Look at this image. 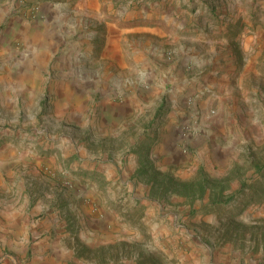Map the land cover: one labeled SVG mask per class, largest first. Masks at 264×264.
<instances>
[{
	"label": "rangeland",
	"instance_id": "obj_1",
	"mask_svg": "<svg viewBox=\"0 0 264 264\" xmlns=\"http://www.w3.org/2000/svg\"><path fill=\"white\" fill-rule=\"evenodd\" d=\"M65 4L95 7L82 77L114 59L128 83L80 98L49 70L1 125L22 162L0 200L23 202L0 264H264V0H0L34 29ZM73 48L51 46L50 67Z\"/></svg>",
	"mask_w": 264,
	"mask_h": 264
},
{
	"label": "crops",
	"instance_id": "obj_2",
	"mask_svg": "<svg viewBox=\"0 0 264 264\" xmlns=\"http://www.w3.org/2000/svg\"><path fill=\"white\" fill-rule=\"evenodd\" d=\"M94 10L95 7L91 5L71 6L65 4L62 7H46L37 14L40 21L39 27L41 28L34 29L23 14L14 10L13 5L0 8V22L6 23L3 30L0 31V127L4 123L12 122L14 121L13 119L18 118L20 99L22 101L31 99L32 93L36 90V85L42 82V75H48L49 70H53L54 74L58 75L57 85L60 86L62 91H75V96L77 97L80 94V98L81 93L85 91L94 89L108 91L119 86L120 82L121 84L124 81L127 82V79L120 78L121 68L114 59L108 61V66L105 70L101 66L95 71L92 69L91 78L84 79L82 77L83 70L78 63L79 58L83 59L85 55L89 56V52H91L90 40L93 39V35L98 33L97 31H86L95 18ZM97 23L95 22L94 24L97 25ZM110 36L108 48L114 53L120 52L121 49L114 47L115 42L112 35ZM43 40L45 41L44 45H51L49 47L43 46L42 48L34 45V42L41 43ZM71 43H73L74 48L68 51L65 50L63 54H58L55 57L56 66L51 68V60L54 58V54L56 55V53L52 54L51 46L61 45L62 47ZM20 44H24L26 48L30 46L33 52L19 53L18 49L14 47ZM152 58L146 54L145 58H142L139 62L145 66L146 71H149L148 74H152V79H157V74L153 71L156 62ZM72 61H74V65L70 63ZM125 66H130V63H123L122 68ZM82 67L85 68L86 66ZM172 72L171 68L168 74L171 76ZM153 82L156 81L154 80ZM20 93H22V96H20ZM73 99V102L77 101L76 98ZM61 101L67 107H72V115L77 113V110H73L74 105H71L73 102L71 104L66 102L67 98ZM119 118L116 113H112L108 118L110 119L108 121L109 125ZM20 148L22 147L14 143L0 145V177L10 170L12 166L21 165L20 156L22 154ZM24 163H30L29 159L27 158ZM0 201L5 205L11 202L15 206V208L11 207V209L16 211V213L10 218L5 216L8 212L5 211L7 206L0 208V221L3 218L11 220L12 222L8 224V228H10L12 234L16 235L21 227L22 220L18 205L23 201L21 202L19 197L17 199L11 197L10 200L1 199Z\"/></svg>",
	"mask_w": 264,
	"mask_h": 264
}]
</instances>
